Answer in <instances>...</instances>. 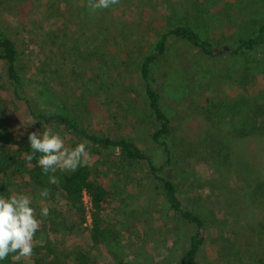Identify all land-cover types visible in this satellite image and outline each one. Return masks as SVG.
Masks as SVG:
<instances>
[{
	"label": "rangeland",
	"instance_id": "rangeland-1",
	"mask_svg": "<svg viewBox=\"0 0 264 264\" xmlns=\"http://www.w3.org/2000/svg\"><path fill=\"white\" fill-rule=\"evenodd\" d=\"M185 22L215 45L213 54L170 38L155 74L180 196L204 223L190 264H264V195L252 194L264 189V53L218 52L264 22V0H120L95 13L88 0H0V28L15 44L19 72L45 83L90 132L129 139L145 151L155 124L139 61L160 34ZM35 123L68 147L80 143L58 124ZM89 152L91 178L112 193L118 231L104 251L131 264H175L191 228L174 218L146 163L91 145ZM3 189L8 197L28 195L42 224L41 208L54 205L27 178ZM42 224L33 256L16 264L45 253Z\"/></svg>",
	"mask_w": 264,
	"mask_h": 264
},
{
	"label": "trees",
	"instance_id": "trees-1",
	"mask_svg": "<svg viewBox=\"0 0 264 264\" xmlns=\"http://www.w3.org/2000/svg\"><path fill=\"white\" fill-rule=\"evenodd\" d=\"M170 38L187 41L206 55L214 52L215 45L185 22L160 34L149 52L140 59L139 75L143 82L146 106L155 124L150 134L151 148L145 151L129 139L90 132L71 115L66 104L45 83L23 76L17 68L15 44L0 28V78L3 80L0 85V196L7 198L8 194L3 188L12 186L20 177V180L27 178L35 189H49V197L54 200V205L49 207V216L42 224L46 236L43 247L45 253L31 264H131L104 251L105 245L118 236L115 220L110 213L112 193L102 183L91 178L89 165L79 167L75 172L58 170L54 174L49 173L59 179L58 184H49L48 175L42 173L37 159L30 162L26 159V155L31 154L28 134L39 131L35 122L58 124L78 141L88 140L98 151H117L128 161L145 162L174 218L191 228L183 232V245L175 264H190L194 260L204 241V223L198 214L184 205L180 196L175 154L169 139L170 121L162 106L155 74V67L166 54ZM256 50L264 53V22L256 25L252 35L238 37L218 52L238 56ZM261 107L257 105L256 112L257 109L261 111ZM84 194L89 198V209ZM252 194L255 198L262 197L264 189L261 193L254 190ZM60 202H63L64 207H60ZM87 222L88 225H85ZM80 236L81 241L78 239Z\"/></svg>",
	"mask_w": 264,
	"mask_h": 264
},
{
	"label": "clouds",
	"instance_id": "clouds-1",
	"mask_svg": "<svg viewBox=\"0 0 264 264\" xmlns=\"http://www.w3.org/2000/svg\"><path fill=\"white\" fill-rule=\"evenodd\" d=\"M119 4L120 0H88V7L93 13ZM27 139L31 154H27L26 159L30 162L36 158L44 175L54 174L58 170L75 172L90 162V142L86 139L75 147H68L65 140L51 128L42 133L30 132ZM48 183L58 184L59 179L55 175H48ZM39 195L47 198L50 190L45 188ZM40 215L47 218L49 208H41ZM41 224L42 221L37 218L36 209L32 207V199L28 195L14 194L7 198L0 196V261L11 257L13 264H16L30 259L35 246L34 237Z\"/></svg>",
	"mask_w": 264,
	"mask_h": 264
},
{
	"label": "built area",
	"instance_id": "built-area-1",
	"mask_svg": "<svg viewBox=\"0 0 264 264\" xmlns=\"http://www.w3.org/2000/svg\"><path fill=\"white\" fill-rule=\"evenodd\" d=\"M84 201H85L87 209H89L90 208V202H89V198L86 194H84Z\"/></svg>",
	"mask_w": 264,
	"mask_h": 264
}]
</instances>
